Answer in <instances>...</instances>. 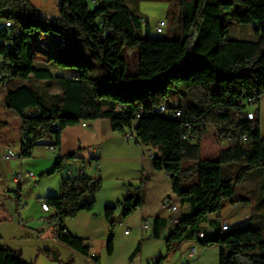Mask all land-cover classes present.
Returning <instances> with one entry per match:
<instances>
[{
  "label": "trees",
  "instance_id": "obj_1",
  "mask_svg": "<svg viewBox=\"0 0 264 264\" xmlns=\"http://www.w3.org/2000/svg\"><path fill=\"white\" fill-rule=\"evenodd\" d=\"M179 5L182 35L159 38L138 36L143 18L125 0H60L59 14L52 18L42 16L29 0H0V82L7 73L25 81L53 79L62 89L52 103H46L31 85L8 89V107L22 118L19 155L31 157L46 137L53 138L51 143L58 147L68 126L109 118L115 131L130 129L136 142L160 153L154 159L155 167L168 173L172 191L181 202L191 204L190 211L180 215L167 237L166 253L155 264L192 238L204 247L218 245L219 264H264V221L228 230L217 223L212 233L201 231L204 234L199 236L200 224L209 214L219 212L225 201H247L235 197L234 184L264 167L258 112L254 120L246 117V101L256 98L258 103L264 95V0H181ZM250 23L257 40L230 37L233 25ZM44 33L65 40L61 51L50 52L48 58L60 69L75 71V76H56L49 68L35 65V40ZM124 50L136 54L134 71H129ZM170 95L174 101L168 104L165 100ZM160 106L181 114L158 112ZM29 108L35 110L26 112ZM208 126L229 143L208 136ZM77 153L56 157L40 177L62 172ZM230 162L244 165L235 178L227 179L222 165ZM64 175L60 193L44 198L54 210L49 219L59 241L88 254L86 238L71 233L65 221L93 209L102 180L87 174ZM144 189L141 180L122 200L106 206L104 214L111 229L108 254L114 252L115 223L142 204ZM118 206L121 213L116 216ZM154 223V236L159 237V218ZM139 250L140 244L130 258ZM45 253L59 258L53 250ZM0 264L32 263L0 243Z\"/></svg>",
  "mask_w": 264,
  "mask_h": 264
},
{
  "label": "crops",
  "instance_id": "obj_2",
  "mask_svg": "<svg viewBox=\"0 0 264 264\" xmlns=\"http://www.w3.org/2000/svg\"><path fill=\"white\" fill-rule=\"evenodd\" d=\"M131 2L136 3L133 0ZM42 35L50 36L45 33ZM54 35L58 37L57 34ZM230 37L257 40L254 24L233 25L230 28ZM42 39L43 37L40 36L35 41ZM46 41L48 46L56 43L48 39ZM41 44L44 45L43 41ZM41 44L39 46H42ZM57 47H60V52L62 45L58 44ZM51 49L39 47L35 51V65L49 68L56 76H75L77 74L75 71L60 69L49 61L48 52L52 51ZM18 84L31 85L34 88L38 86L37 90L40 89V85H45L48 94L52 96L47 103L58 100L62 92L53 79L37 80L31 77L26 82L17 77H9L0 82V243L20 252L22 257L32 264H58V259L71 261L73 264H128V262L130 264L132 261L137 264H155L157 259L166 253V240L174 227L170 217H180L182 213H187L191 209L190 203L181 202L172 191L168 173L155 167L154 159L160 153L149 145L136 142L135 137L126 141L124 133L113 129L109 118H101L86 121L85 126L78 123L63 129L60 145L54 150L48 146L54 139L46 137L34 147L31 157L5 159L2 155L7 147L13 148L17 153L21 149L22 118L8 107L6 101L8 89ZM254 108L247 106V110ZM34 110L35 108H29L26 112ZM256 112H258L261 132V126L264 124V95L257 103ZM209 127L211 126H208V129ZM213 133L216 136H210ZM207 134L212 139H218L222 144L229 143L228 138L217 135V130ZM76 151L78 153L73 161L74 166L79 167L83 162L88 163L91 159H97L98 167L94 162L87 164V175L102 180V187L96 194L93 209L80 211L76 216L65 221L71 233L86 238L90 246L88 254L76 251L58 240L49 219L54 210L50 207L49 211H45L41 206L46 196L59 194L57 190L61 182L58 183L57 178L53 177L41 178L40 174L52 167L56 157ZM21 171H32L35 176L26 177L21 183H17L14 176ZM59 174L62 180L65 175L63 172ZM252 175H255L253 188L256 190L247 188L245 195L237 196L246 198L247 201L227 200L219 212L207 216L200 224L199 232L212 233L217 223L219 226L226 223L229 228H234L255 220L264 221V190L262 189L264 167L253 170ZM141 180L145 183L142 204L130 215L119 220L120 225L131 226V231L126 233V229L125 234L132 236L126 240L124 246H117L115 239L114 252L111 255L104 248L102 256L96 255L95 263L90 262L89 255L95 254L97 244L101 242L106 244L111 234L109 222L104 214L106 206L122 200L128 191L140 184ZM42 183L46 185L44 193L40 187ZM172 203L177 205L175 211L170 209ZM120 213L121 206H118L115 214L119 216ZM155 218H159V237L154 236ZM138 244L140 250L130 258ZM118 249L121 253L120 258H117ZM40 250H53L59 258L53 259L48 254L45 256L39 253ZM193 250L194 254L190 255ZM219 261L218 245L204 247L196 238H192L184 241L178 250L167 256L160 264H219Z\"/></svg>",
  "mask_w": 264,
  "mask_h": 264
},
{
  "label": "rangeland",
  "instance_id": "obj_3",
  "mask_svg": "<svg viewBox=\"0 0 264 264\" xmlns=\"http://www.w3.org/2000/svg\"><path fill=\"white\" fill-rule=\"evenodd\" d=\"M29 1L32 4H34V6L39 10V12L42 16L52 18V17H57L59 14L58 3L60 0H29ZM131 1L132 0H125V3L128 6H130V8H132L136 13L141 15V17L143 18L142 28L140 29V27H139L137 29L138 36L148 34L152 37H159V38H179L182 35V24H181L180 20L178 19V15L180 12L179 3L181 0H133V1H136V3L135 2L132 3ZM161 19L166 20V22L168 24L165 26L163 32H157L155 28H156L158 21ZM1 27H2V25H0V29H1ZM141 31L142 32L144 31V32L142 33ZM42 37H43L42 41H43L44 45L39 46L40 48H52L51 49L52 51L59 52L60 47H57V45L61 44L63 46V42L61 41V38L55 36L54 34H50V36L41 35V38ZM47 39L56 42L52 45V46H56V47L48 46L47 41H46ZM123 54L129 60V63H130L129 71H134V69H136V68H134L135 63H136V54L134 52L128 53L125 50H124ZM5 74H6L7 78H9V75L7 73H5ZM37 87L38 86H36V88ZM39 87H40V89H43V90H40V89H38V90L40 91V93L43 97V100L47 103L48 101H50L49 99H51L52 96L48 94V88L45 85H40ZM57 88H60V87H57ZM54 89H56V88H54ZM165 101H166V103L170 104L174 101V97L172 95H170ZM248 106L253 107V108L255 107L254 110L256 111L257 104L248 105ZM215 130H216L215 128L209 127V129H207V133L215 132ZM261 132L264 135V124L261 126ZM210 136H216V134L213 133ZM243 165H244L243 162L224 163L222 165L223 176L227 179L235 178L238 175L239 168L242 167ZM62 172L65 173L64 170ZM59 173L60 172H57V173H54L51 175H44L41 178H44V177H46V178L47 177H49V178L53 177L55 179L57 178L58 183H60L61 177H60ZM253 176H255V175H252V173L251 174L249 173L248 176L243 181L236 182L234 184L235 191H236L235 197H237L238 195H243V194L245 195L247 188L256 190L255 188H253ZM40 187L42 189V192L44 193L45 189H46V185L44 183H42L40 185ZM262 189L264 190V187H262ZM57 191H58V193H60V191H61L60 185H59V188ZM226 202L227 201H225L224 204ZM70 218H73V217H70ZM73 220H76V219H73ZM109 226H110V224H109ZM126 229L130 232L131 226L130 225L127 226L125 224L120 225L119 221L115 223V225L113 227V231H115V232H113V234L115 235L114 236V242L116 239L117 246H124L126 244V240L132 236V235L127 236L125 234ZM105 246H106V244L103 242L97 244V247L95 248V255H97L98 257H99V255L102 256L103 249L104 248L106 249ZM118 252H119V249H118ZM39 253H42L45 256H47V253H45L44 250H40ZM120 255H121V253L119 252L117 254V258H120ZM57 261H58V264H73L71 261L68 262L67 260L66 261H60L58 259ZM90 262L95 263V261L91 260V259H90ZM128 264H129V262H128Z\"/></svg>",
  "mask_w": 264,
  "mask_h": 264
},
{
  "label": "built area",
  "instance_id": "obj_4",
  "mask_svg": "<svg viewBox=\"0 0 264 264\" xmlns=\"http://www.w3.org/2000/svg\"><path fill=\"white\" fill-rule=\"evenodd\" d=\"M10 24H11V21H7L6 22V25L7 26H10ZM167 25V22H166V20H164V19H161V20H159L158 21V23H157V25H156V31L157 32H163L164 31V28H165V26ZM61 38V41L63 42V44L65 43V40L62 38V37H60ZM246 104H247V106L248 105H253V104H257V99L256 98H249L247 101H246ZM157 111L158 112H167V113H171V115H173V116H180V114H181V112L179 111V110H167L166 108H161V106L157 109ZM139 116V115H138ZM246 117L248 118V119H251V120H254V119H256L257 118V116H256V111L255 110H246ZM86 124H84V126H85ZM57 129H60V127L59 126H57ZM24 134V133H23ZM135 136H134V133H133V131H126L125 133H124V138H125V140L126 141H129L130 139H132V138H134ZM22 140H23V137H22ZM48 146L51 148V149H56L57 148V146L54 144V143H49L48 144ZM2 157L3 158H5V159H12V158H15V157H18V158H21V156L19 155V153H17L15 150H13V148H11V147H7L6 149H5V151L3 152V155H2ZM73 161H74V159H72V160H69L67 163H66V165H65V167H64V172H65V174L67 175V176H85L86 174H87V170H86V168H87V164L89 163H92V162H94L95 163V165L98 167L99 166V162H98V160L97 159H91V160H89L88 161V163L87 162H83V164L81 165V166H79V167H75L74 166V164H73ZM35 176V173L34 172H32V171H21V172H19V173H17L15 176H14V180L17 182V183H21L23 180H24V178H26V177H34ZM41 206H42V208H43V210H45V211H49L50 210V205L47 203V202H45V201H42L41 202ZM170 209L172 210V211H175L176 209H177V205L176 204H174V203H172V204H170ZM170 222H171V224L174 226V225H176V224H178V222H179V217L178 216H171L170 217ZM226 225H228V224H226V223H223L222 224V228H223V226H226ZM129 231L128 230H126V233H128ZM203 232H200V234H199V236H203ZM194 254V250L191 252V254L190 255H193ZM89 257H90V259H92V260H96V255L95 254H90L89 255ZM130 264H137V263H135L134 261H132V262H130Z\"/></svg>",
  "mask_w": 264,
  "mask_h": 264
},
{
  "label": "bare ground",
  "instance_id": "obj_5",
  "mask_svg": "<svg viewBox=\"0 0 264 264\" xmlns=\"http://www.w3.org/2000/svg\"><path fill=\"white\" fill-rule=\"evenodd\" d=\"M41 42H42V41L37 40V41H36V45L39 46V45L41 44ZM41 45H43V44H41ZM161 108H165V107H164V106H161ZM82 124H83V125L86 124V121H85V122H82ZM228 228H229V226L226 225V226H223L222 229L227 230Z\"/></svg>",
  "mask_w": 264,
  "mask_h": 264
},
{
  "label": "water",
  "instance_id": "obj_6",
  "mask_svg": "<svg viewBox=\"0 0 264 264\" xmlns=\"http://www.w3.org/2000/svg\"><path fill=\"white\" fill-rule=\"evenodd\" d=\"M58 37H61V36L58 35ZM38 48H39L38 46H34V50H37ZM50 52H52V51H49L48 54H49Z\"/></svg>",
  "mask_w": 264,
  "mask_h": 264
}]
</instances>
